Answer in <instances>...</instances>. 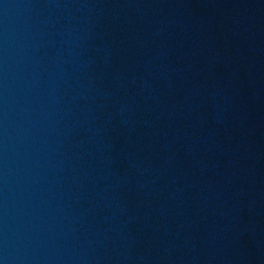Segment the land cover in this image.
<instances>
[{
    "label": "water",
    "instance_id": "water-1",
    "mask_svg": "<svg viewBox=\"0 0 264 264\" xmlns=\"http://www.w3.org/2000/svg\"><path fill=\"white\" fill-rule=\"evenodd\" d=\"M0 264H264V0H0Z\"/></svg>",
    "mask_w": 264,
    "mask_h": 264
}]
</instances>
